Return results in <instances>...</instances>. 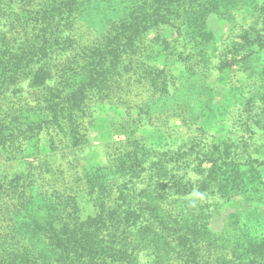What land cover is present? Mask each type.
Masks as SVG:
<instances>
[{
  "label": "trees",
  "instance_id": "16d2710c",
  "mask_svg": "<svg viewBox=\"0 0 264 264\" xmlns=\"http://www.w3.org/2000/svg\"><path fill=\"white\" fill-rule=\"evenodd\" d=\"M87 1L0 0V44L8 39L9 47L15 45L9 50L12 56L0 62V143L10 146L17 155L12 157L23 164L28 158L38 161L34 167L0 175V264H140L143 251L159 260L161 248L168 243L166 235L176 245H185L198 233L189 229L196 212L174 206L163 210V202L187 203L195 186L201 191L198 197L211 193L226 202L255 197L260 190L248 172L264 161L229 156L220 128L228 99L217 102L214 87L206 90L204 72L196 79L200 83L190 80L218 57V35L204 24L202 7L229 1L236 9L253 11L258 0H149L147 4L142 0V6L106 25L93 38V46L84 51L76 40L75 27ZM159 23L174 26L180 36L178 44L187 49L186 58L178 59L182 80L176 88L159 60L172 55L150 39L144 42L152 26ZM8 25L28 33L15 41L20 34L9 30L5 38L1 27ZM4 66L10 67V75H3ZM133 69L139 70L144 81V124L151 126L152 116L182 107L202 130H213V150L202 154L201 167L194 172L189 158L173 160L172 166L170 160L150 158L153 147H163L161 135H155L149 146L141 136L132 137L128 141L131 148L118 156L120 161L126 156L118 164L119 180L98 182L91 176H77L81 188H65L64 178L49 168L63 154L54 155L57 147L52 150L44 141L39 144L41 133L50 132L58 143L65 135L66 145L61 149L76 147L80 143L78 120L86 117L85 99L97 95L110 101L113 91L121 88L117 79L128 83ZM19 83L21 88L25 84L23 89L10 87ZM240 93L252 97L240 90L232 104L241 103ZM122 99L120 106L128 100ZM102 106L94 112H103ZM149 161L153 168L145 167ZM172 189L177 191L175 198ZM249 208L256 207L249 204ZM163 228L175 230L165 235ZM245 257L237 259L264 264V252L256 249L247 251Z\"/></svg>",
  "mask_w": 264,
  "mask_h": 264
},
{
  "label": "rangeland",
  "instance_id": "374dc122",
  "mask_svg": "<svg viewBox=\"0 0 264 264\" xmlns=\"http://www.w3.org/2000/svg\"><path fill=\"white\" fill-rule=\"evenodd\" d=\"M148 2L149 0L145 1L146 4ZM233 5L228 1L227 5L209 4L202 7L206 12L204 24L218 35L216 42L218 57L210 62L207 70L200 68L197 71L199 74L190 77L192 78L190 80L194 82L193 84L200 83L196 79L201 75L200 73L204 72L203 74L208 78V83L204 85L206 90L214 87L217 102L228 99L230 104L227 110L221 113L223 123L220 128L227 139L226 144L229 145V156L238 160L257 158L264 161V0H258V5L253 11L239 10ZM138 6H142V0L87 1L75 27L77 32L75 37L79 47L84 51L92 47L93 38L106 25L118 17H124L131 10H136ZM16 28L21 29V27L8 25L1 27V30L5 38L6 36L9 38L7 33L10 31L14 33L17 31L20 35L15 41H20V36H23L25 31L28 33V30L20 31L15 30ZM146 36L145 43H148L146 39H150L163 52L172 55L160 57L159 60L164 65L168 76L171 77L172 88L178 87V82L182 80L179 60L186 58L187 49L178 44L180 36L174 26L159 23L152 26ZM163 39L166 40V44H164L165 41L162 42ZM11 40L13 39L10 38L9 41ZM14 46L9 47L8 39L0 44V60L2 59L0 62L5 63L7 57L9 59L12 56L9 50H14ZM4 68L3 75H10V67L4 66ZM131 74L133 79L128 83L124 79H117L121 88L117 92L113 91L110 101L103 97L101 100L97 95H90L85 99L83 108L86 117L78 120L80 143L76 147L61 149L60 147L66 145L65 135L62 136L61 143H58V137H54L50 132L41 133L39 144L44 141L52 146V150L57 147L54 155L63 154L49 168L59 178L61 176L64 178L65 182L61 181V184L65 188L71 186L80 189V180L77 176H91L98 182L119 180L121 177L119 167L126 160V156H123L121 161V157L118 156H122L126 149L131 148L128 141L132 137L141 136L147 141L146 146H149L156 140L155 135H161L163 140L160 145L163 147H153L149 151L150 158L157 160L159 157L165 162L170 160L171 166L177 160L184 161L189 158L191 160L189 166L194 172L201 167L199 161L203 160L202 154H208L213 150L216 141L213 130H202L182 107H175L173 111L168 109L163 114L152 116L151 126L144 124L141 107L146 99L144 81L138 69H133ZM13 86L21 88L20 83L11 84L10 87ZM22 86L24 87L25 84ZM240 90L245 94L250 92L252 97L240 93L241 103L232 104L233 100L239 96ZM122 98H128V100L120 106L118 102L121 103ZM183 98L188 97L183 96ZM99 106L103 107V112H94V109L96 110ZM92 110L93 113H91ZM35 130L34 128L30 133ZM64 131L68 132L69 129L65 127ZM12 156L17 155L10 146L0 143V175L20 172L38 164L36 158L25 159L23 164L22 160ZM173 160L175 162H172ZM120 162L121 165L118 167ZM153 166L150 161L145 162V167L153 168ZM57 169L62 170V173L60 174ZM248 173L249 180L260 188L255 197H237L238 200L234 202H226L211 193H206L207 196L201 194L198 197L197 194L201 191L195 186L193 191L196 192L187 196L189 198L187 203L179 202V200H172L167 204L163 202V210L174 206L180 209H191L192 212L197 213L196 221L189 227V229L193 228V231L198 230L197 237L195 240L187 241L189 243L185 245H176L173 238L165 234H170L175 229L163 228L168 243L165 248H161L163 254L159 256L160 259L152 260L151 256L143 251L140 264L152 262L154 264L262 263V261L237 259L239 256L246 258L247 251L252 249L264 252V163ZM174 189L176 190V187ZM175 190L172 189L174 194L172 198L177 196ZM159 201L161 200L158 199L157 203ZM249 204L256 208H252L251 211ZM208 233L210 234L207 235ZM218 233H220V236H217L218 239H212Z\"/></svg>",
  "mask_w": 264,
  "mask_h": 264
}]
</instances>
